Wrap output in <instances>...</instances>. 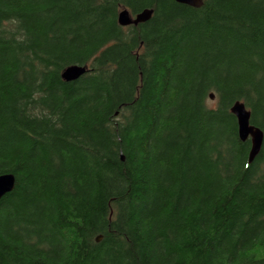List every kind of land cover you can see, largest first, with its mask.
<instances>
[{
  "label": "trees",
  "instance_id": "obj_1",
  "mask_svg": "<svg viewBox=\"0 0 264 264\" xmlns=\"http://www.w3.org/2000/svg\"><path fill=\"white\" fill-rule=\"evenodd\" d=\"M202 5L0 0V264H264V0Z\"/></svg>",
  "mask_w": 264,
  "mask_h": 264
},
{
  "label": "water",
  "instance_id": "obj_2",
  "mask_svg": "<svg viewBox=\"0 0 264 264\" xmlns=\"http://www.w3.org/2000/svg\"><path fill=\"white\" fill-rule=\"evenodd\" d=\"M177 3L191 6L194 8H201L204 4V0H175ZM152 10H144L142 13L133 17L128 10H123L119 14V24L123 27L135 25L138 26L140 23L147 22L152 17ZM86 70L83 67H69L66 69L62 77L64 80L70 82L80 78ZM232 113L236 116L238 121V134L239 139L243 142L247 139H251V150L249 154V162H252L256 156L260 153L264 141L263 132L250 125V112L246 110L245 106L241 103H236L232 108ZM15 177L11 174L0 176V201L3 196L12 192L15 188ZM100 239V238H99Z\"/></svg>",
  "mask_w": 264,
  "mask_h": 264
},
{
  "label": "bare ground",
  "instance_id": "obj_3",
  "mask_svg": "<svg viewBox=\"0 0 264 264\" xmlns=\"http://www.w3.org/2000/svg\"><path fill=\"white\" fill-rule=\"evenodd\" d=\"M250 139V138H249ZM248 140V139H247ZM250 141H251V139H250Z\"/></svg>",
  "mask_w": 264,
  "mask_h": 264
}]
</instances>
